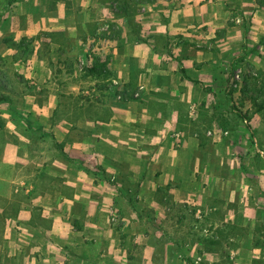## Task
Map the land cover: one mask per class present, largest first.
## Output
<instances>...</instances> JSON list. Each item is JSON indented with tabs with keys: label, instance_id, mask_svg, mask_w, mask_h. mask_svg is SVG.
I'll return each instance as SVG.
<instances>
[{
	"label": "crops",
	"instance_id": "1",
	"mask_svg": "<svg viewBox=\"0 0 264 264\" xmlns=\"http://www.w3.org/2000/svg\"><path fill=\"white\" fill-rule=\"evenodd\" d=\"M142 3L135 17L123 15L117 20L121 49L117 40H109L113 73L126 87L143 84L141 100L127 102L110 97L106 103L109 107L104 110L110 115L107 121L88 122L84 116L75 124L65 117L54 120L60 114H70V110L64 108V103L60 105L57 94L51 91L39 104V93L34 87L24 93V102L15 109L16 113L8 106L0 107L5 119V124L0 123L2 261L9 258L11 264H226L230 260L228 264H250L258 259V248L251 246L248 250L246 246L245 250L239 246L251 245L250 238L244 237L241 230L230 234V229L245 231L255 225L258 210H264L263 189H258L256 196L246 189L239 190L236 199L235 190L228 187L229 178L213 173L212 187L203 191L182 186L171 190L178 202L175 206L134 205L126 200L119 203L118 196L129 194L128 189L96 184L98 179L88 175L87 168H100L107 177L135 182L139 185L138 196L145 190L157 191L149 171L153 164L166 163L167 173L160 174L164 184H177L187 176H195L198 160L190 159L192 166L188 168L183 166L182 157H166L159 137L163 131L185 130L188 105L192 103L207 101L210 125H214L216 116H227L223 102L229 77L217 75L218 56L223 58L219 62L222 66H226L227 60L229 66H236L231 54L247 58L253 50L251 39L264 35V0ZM9 14L4 17L0 13V19L9 18ZM46 19L58 20L51 12ZM133 19L141 26L140 37L134 41L129 39L131 27L127 28ZM14 26L15 22L11 29L16 36L25 32ZM50 31L60 32L54 27ZM54 34L65 40L63 35ZM246 61L244 67L258 68L255 61ZM202 63L206 65L201 66ZM42 64L37 56L32 58L30 74L25 78H33L37 85L49 80L50 85L53 81L49 79V69L42 71ZM40 67L41 73L35 72ZM4 91L9 93L7 88ZM219 101L224 105L221 109ZM77 109L80 112L84 105L79 104ZM28 114L43 122L28 121ZM135 132L154 134L139 142L143 145L137 155L126 148L135 139ZM148 145L159 147L158 154L152 155ZM225 166L222 165L223 169L228 171ZM224 180L227 182L222 187H216ZM143 207L149 208L153 220L138 215V208ZM113 211L119 214L118 225L110 221Z\"/></svg>",
	"mask_w": 264,
	"mask_h": 264
},
{
	"label": "rangeland",
	"instance_id": "2",
	"mask_svg": "<svg viewBox=\"0 0 264 264\" xmlns=\"http://www.w3.org/2000/svg\"><path fill=\"white\" fill-rule=\"evenodd\" d=\"M64 1L0 0L2 16L5 17L7 13H10L9 15L15 17L13 19L8 16L7 19H0V31L4 32L0 34V95L9 99L0 104V107L8 106L12 113H16L15 109L24 102V93L34 87L39 93L36 100L39 104L46 100L47 92L51 91L57 94L60 105L64 103V108L70 110L68 115L60 114L54 117L56 121L65 117L75 124L79 117L83 119L84 116L88 122H94L95 119L107 121L110 115L104 110L109 107L106 103L110 97L120 101H138L141 100L145 91L143 84L126 87L117 80L112 71L113 55L109 43V40L114 38L117 40L118 48L121 49L122 37H120L121 30H119L117 20H120L119 17L123 15L135 17L138 10H141L138 6L143 5L142 2L145 0ZM125 2L129 7L126 14L121 10ZM49 12L57 16L58 20L48 22L46 15ZM59 17H61L60 20ZM14 22L15 28L18 25L20 29L25 30L19 37L11 29ZM52 27L58 28L60 32L54 33L59 36L63 35L65 40L51 32ZM128 27H131L129 30L132 29L129 39L133 41L139 39L140 24L133 19L131 26L128 24ZM251 40L250 46L253 50L247 58L241 57L238 53L231 54L232 61L236 62L233 65L236 64V66H229V60L226 66H222L219 62L223 58L218 56L219 67L215 68L217 75L229 77V84L225 88L227 98L223 102L225 109L229 112L228 115L216 116L213 121L214 125H210V117L206 111L207 101L192 103L188 105V120L185 119L184 122L185 130L163 131L159 137V144H162L163 149H161L162 154H166V157H182L183 166L188 168L192 166L190 159L198 160L195 176H187L177 184L175 182L164 184V179L160 176L162 173H167L166 163L153 164L149 171L152 176L151 182L155 183L157 191L145 190L139 196L136 188L139 185L135 182L119 180L109 175L107 177L105 171L100 168L96 170L87 168L89 177L97 178L96 184L102 182L108 186L118 187L120 185L128 189L129 194L122 193L118 196L119 203L126 200L134 205L147 206L150 204L175 206L178 202L174 200L171 190L182 186L185 189L203 191L211 186L210 179L213 173H218L221 178H229L228 187L235 190L236 199L238 191L242 189H246L248 193L255 196L258 189L264 190V108L261 106L264 103V35H258V40ZM36 56L39 64L43 63L45 67L42 71L49 69L51 76L49 79L53 81L50 85H48L49 80L42 85H37L33 78H25L31 71L29 62ZM97 57L111 58V76L104 78L90 74L88 70ZM244 60H247V63L255 61L258 63V68L244 67ZM205 65L206 63L201 64V66ZM42 67L36 69L35 72H40ZM23 80L26 82L22 83ZM4 87L9 90V93L4 91L6 89ZM47 87L52 89L47 90ZM258 89L261 92H258ZM219 102L218 108L221 109L224 105L222 101ZM211 103H208L209 107ZM79 104L84 105V109L80 112L77 109ZM27 120L32 123L43 122L40 117L31 114H28ZM0 123L5 124L1 111ZM223 123L226 124L223 125ZM133 135L135 139L132 140L131 146H126V148L137 155L141 152L143 145L139 142L145 141L148 135L153 136L154 134L135 132ZM2 138L0 134V140ZM149 147L152 155L160 151V148H154V145ZM224 164L229 168L228 171L223 169ZM221 182L223 183L216 187H222L227 181ZM148 209L138 208L137 213L139 216L147 215L153 220V214L150 216ZM187 213L191 215V212ZM168 214L178 213L168 212ZM257 218L258 221L250 229L249 227H246L245 231L238 228L230 229V234H236L241 230V234L253 242L251 245L246 243L239 245L241 248L245 250L246 246L248 250L251 246L258 248V259L252 260L250 264H264V247L261 246V243H264V210H258ZM110 221L119 224L118 212L111 213ZM198 262L202 263V260ZM228 262L231 263L229 260L226 264ZM11 263L9 258L3 261L0 258V264Z\"/></svg>",
	"mask_w": 264,
	"mask_h": 264
},
{
	"label": "trees",
	"instance_id": "3",
	"mask_svg": "<svg viewBox=\"0 0 264 264\" xmlns=\"http://www.w3.org/2000/svg\"><path fill=\"white\" fill-rule=\"evenodd\" d=\"M121 10L123 11L124 14L128 12L129 7L126 4V2L122 5ZM110 63H111L110 57H107L105 59H101L100 57H97L94 61V64L88 71L92 76L107 78L112 75L110 71ZM258 92H261L260 89H258ZM8 100L9 99L6 96L0 95V104L7 102ZM261 106L264 108V103H262ZM263 234H264V226H263ZM261 244H262L261 246L264 247V243Z\"/></svg>",
	"mask_w": 264,
	"mask_h": 264
}]
</instances>
